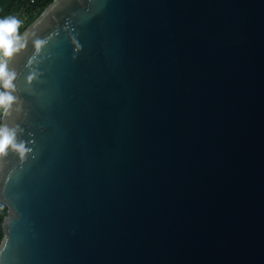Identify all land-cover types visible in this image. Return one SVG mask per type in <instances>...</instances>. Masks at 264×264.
Here are the masks:
<instances>
[{
	"label": "water",
	"instance_id": "1",
	"mask_svg": "<svg viewBox=\"0 0 264 264\" xmlns=\"http://www.w3.org/2000/svg\"><path fill=\"white\" fill-rule=\"evenodd\" d=\"M2 87L0 264H264V0H54Z\"/></svg>",
	"mask_w": 264,
	"mask_h": 264
},
{
	"label": "trees",
	"instance_id": "2",
	"mask_svg": "<svg viewBox=\"0 0 264 264\" xmlns=\"http://www.w3.org/2000/svg\"><path fill=\"white\" fill-rule=\"evenodd\" d=\"M54 0H0V21L10 22L21 10L27 16L25 27L21 30L25 31L41 13L48 7ZM8 106V98L5 90L0 86V126L2 124V116ZM8 214V207L0 201V245L5 237L3 229V222Z\"/></svg>",
	"mask_w": 264,
	"mask_h": 264
},
{
	"label": "rangeland",
	"instance_id": "3",
	"mask_svg": "<svg viewBox=\"0 0 264 264\" xmlns=\"http://www.w3.org/2000/svg\"><path fill=\"white\" fill-rule=\"evenodd\" d=\"M26 19L27 16L19 10L10 22L0 21V86H2L6 62L24 32L21 28L25 27Z\"/></svg>",
	"mask_w": 264,
	"mask_h": 264
},
{
	"label": "built area",
	"instance_id": "4",
	"mask_svg": "<svg viewBox=\"0 0 264 264\" xmlns=\"http://www.w3.org/2000/svg\"><path fill=\"white\" fill-rule=\"evenodd\" d=\"M33 3H35V0H31Z\"/></svg>",
	"mask_w": 264,
	"mask_h": 264
},
{
	"label": "flooded vegetation",
	"instance_id": "5",
	"mask_svg": "<svg viewBox=\"0 0 264 264\" xmlns=\"http://www.w3.org/2000/svg\"><path fill=\"white\" fill-rule=\"evenodd\" d=\"M5 112V111H4ZM4 114V113H3Z\"/></svg>",
	"mask_w": 264,
	"mask_h": 264
}]
</instances>
